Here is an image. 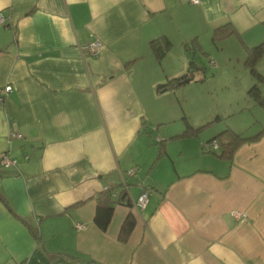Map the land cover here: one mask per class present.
Here are the masks:
<instances>
[{
  "label": "crops",
  "instance_id": "obj_1",
  "mask_svg": "<svg viewBox=\"0 0 264 264\" xmlns=\"http://www.w3.org/2000/svg\"><path fill=\"white\" fill-rule=\"evenodd\" d=\"M0 14V89L13 88L0 101V153L17 160L0 165V264H264V134L231 159L204 148L226 127L248 133L246 119L263 128L244 112L263 108L248 98L246 61L264 41V0H0ZM160 37L172 43L161 61L150 47ZM200 54L219 69L244 59L250 107L195 120L165 95L187 83L157 88L191 60L200 80ZM256 68L264 75V55ZM184 117L204 127L173 138ZM113 186L123 200L104 231L97 196Z\"/></svg>",
  "mask_w": 264,
  "mask_h": 264
},
{
  "label": "rangeland",
  "instance_id": "obj_2",
  "mask_svg": "<svg viewBox=\"0 0 264 264\" xmlns=\"http://www.w3.org/2000/svg\"><path fill=\"white\" fill-rule=\"evenodd\" d=\"M200 57H202L205 72L200 71L197 74L198 76L201 75V77L205 75L203 77L205 80L192 81L174 90H170V92H165V95H170L172 102L182 103L184 108L195 120L206 118L209 113H215L218 116V112H223L224 116H228L234 110V106L238 105V102L243 107L250 105L246 95L248 74L244 72V59L241 64L229 60H223L224 62L219 61L222 66L219 69V64L216 66L210 64V59H214L217 63L215 57L211 56L209 58L207 54H200ZM244 113L250 117H257L259 120L260 118L264 119V108H260L259 106H251ZM231 118L233 116L217 121L216 123L224 125ZM263 122H260V126L262 127H264ZM254 124L253 122L247 123V119L242 122L241 127L244 128L247 126L249 130L248 133H245V136H252L257 133V127L255 128Z\"/></svg>",
  "mask_w": 264,
  "mask_h": 264
},
{
  "label": "trees",
  "instance_id": "obj_3",
  "mask_svg": "<svg viewBox=\"0 0 264 264\" xmlns=\"http://www.w3.org/2000/svg\"><path fill=\"white\" fill-rule=\"evenodd\" d=\"M150 47L153 50L155 56L159 61H161L167 54V52L172 48V43L167 37H160L157 39H153L150 41ZM264 55V41L256 46L249 54L247 58L246 65L249 67L251 75L255 79V83L248 89L247 95L250 100H252L255 104L260 105L264 108V88L262 87L264 84V75L259 73L256 65L257 62ZM190 69L188 73H185L181 77L169 79L165 84V88H174L186 78H194V67L196 66L195 62L191 60ZM193 69V70H192ZM203 80V77L200 78ZM219 121L220 118L216 117L213 121ZM184 121L186 123V129L181 135H176L173 138H177L180 136H188L190 134H196L202 127L195 128L193 127L188 119L184 117ZM264 134V127L260 132L255 134L254 136H245L242 133H237L229 127H226L221 133H219L215 138L205 143H210L214 140H218L220 143V157H225L231 159L237 147L244 141L258 139ZM204 145V146H205ZM206 147V146H205ZM204 147V148H205ZM207 149L205 150L210 153H217L216 151L219 149ZM123 190L120 187H108L104 189L97 196V205H96V213L94 217V221L99 228L106 231L111 223L113 218L115 204L123 200ZM135 225V219L132 215H129L125 222L123 223L120 231V239L126 240L127 236L130 234ZM91 264H98L94 261H91Z\"/></svg>",
  "mask_w": 264,
  "mask_h": 264
},
{
  "label": "built area",
  "instance_id": "obj_4",
  "mask_svg": "<svg viewBox=\"0 0 264 264\" xmlns=\"http://www.w3.org/2000/svg\"><path fill=\"white\" fill-rule=\"evenodd\" d=\"M193 3H198L199 0H192ZM0 24H5V19L4 17L0 14ZM87 48L89 49V51L92 53L93 56H99L102 49H103V43L100 41L97 42H93L91 44L87 45ZM211 64L215 65V62L213 60H211ZM13 90L11 85H7L3 88L0 89V101H2L5 97V95H7L8 93H10ZM16 136H21L20 134H12V137H16ZM207 149H217L220 147V143L218 140H214L210 143H207L205 145ZM28 158V157H27ZM17 164V160L15 158H12L7 152H3L0 153V165L2 167L8 168L11 167L12 165H16ZM127 174L129 176H133L135 175V169H130ZM108 187H105V189ZM151 189L150 188H144L138 199H137V206L140 208H145L149 199V195H150ZM232 214L236 217V218H241L245 216V213L241 212V211H233ZM78 228H82L83 225L78 224L77 225Z\"/></svg>",
  "mask_w": 264,
  "mask_h": 264
},
{
  "label": "water",
  "instance_id": "obj_5",
  "mask_svg": "<svg viewBox=\"0 0 264 264\" xmlns=\"http://www.w3.org/2000/svg\"><path fill=\"white\" fill-rule=\"evenodd\" d=\"M192 79H193V78H186V79L182 80L181 82H179V84L181 85V84L188 83V82H190ZM157 88H163V90H165V84H159V85L157 86ZM33 154H34V151H33Z\"/></svg>",
  "mask_w": 264,
  "mask_h": 264
}]
</instances>
